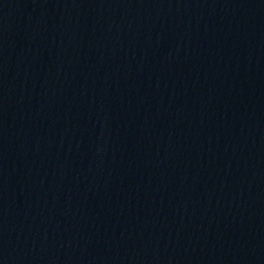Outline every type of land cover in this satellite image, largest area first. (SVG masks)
I'll return each mask as SVG.
<instances>
[{
  "label": "water",
  "instance_id": "obj_1",
  "mask_svg": "<svg viewBox=\"0 0 264 264\" xmlns=\"http://www.w3.org/2000/svg\"><path fill=\"white\" fill-rule=\"evenodd\" d=\"M0 264H264V0H0Z\"/></svg>",
  "mask_w": 264,
  "mask_h": 264
}]
</instances>
